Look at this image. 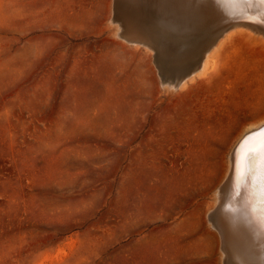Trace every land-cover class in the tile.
Instances as JSON below:
<instances>
[{"label": "rangeland", "instance_id": "rangeland-1", "mask_svg": "<svg viewBox=\"0 0 264 264\" xmlns=\"http://www.w3.org/2000/svg\"><path fill=\"white\" fill-rule=\"evenodd\" d=\"M114 5L0 0V264L224 263L210 213L264 121V35L232 28L173 87ZM117 11L164 38L147 10Z\"/></svg>", "mask_w": 264, "mask_h": 264}, {"label": "bare ground", "instance_id": "bare-ground-1", "mask_svg": "<svg viewBox=\"0 0 264 264\" xmlns=\"http://www.w3.org/2000/svg\"><path fill=\"white\" fill-rule=\"evenodd\" d=\"M118 5L133 12L147 10L154 15L156 23L163 29L159 31L164 38L153 43L149 38L138 37L136 25L129 17L118 14ZM118 5L115 0L117 20H112L119 21L118 36L153 48L160 58L159 64L165 63L160 67L163 81L168 86L178 87L203 71L217 47L216 40H221L232 28L244 26L257 29L264 35V8L259 0H121ZM220 29L222 31L216 32ZM261 126L264 121L246 129L231 148L228 171L210 213L209 221L220 237L223 264H264V232L258 221L259 203L251 196V189L258 182L260 160L256 151L260 147ZM249 134L252 138L241 150V142ZM248 152L252 155L246 167L244 157ZM238 164L241 168L239 175ZM249 167L252 171L247 170Z\"/></svg>", "mask_w": 264, "mask_h": 264}, {"label": "snow or ice", "instance_id": "snow-or-ice-1", "mask_svg": "<svg viewBox=\"0 0 264 264\" xmlns=\"http://www.w3.org/2000/svg\"><path fill=\"white\" fill-rule=\"evenodd\" d=\"M259 3L261 4L262 8H264V0H259ZM259 135L261 137V141H260V147L256 151V155L259 157L260 167L258 170V178H257L258 182L253 185L251 189V196L255 197L258 200L259 203L258 221L262 232H264V126H261V129L259 130ZM251 138H252V134L246 135L244 140L241 142L240 145L241 150L245 148V146L248 144ZM251 155H252L251 152L245 153L244 163L246 167H247V162L251 157ZM247 170L252 171L250 167L247 168ZM237 172L238 175L241 172L240 164L237 165Z\"/></svg>", "mask_w": 264, "mask_h": 264}, {"label": "water", "instance_id": "water-1", "mask_svg": "<svg viewBox=\"0 0 264 264\" xmlns=\"http://www.w3.org/2000/svg\"><path fill=\"white\" fill-rule=\"evenodd\" d=\"M120 1L121 0H116V6L120 3ZM123 3H125V2H123ZM119 6V5H118ZM224 29V28H223ZM220 31H222V29H220V30H218V31H216V32H220Z\"/></svg>", "mask_w": 264, "mask_h": 264}]
</instances>
